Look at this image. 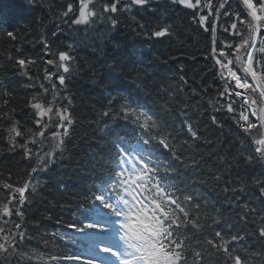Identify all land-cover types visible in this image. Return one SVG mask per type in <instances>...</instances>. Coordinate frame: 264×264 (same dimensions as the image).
Masks as SVG:
<instances>
[{
    "label": "trees",
    "instance_id": "1",
    "mask_svg": "<svg viewBox=\"0 0 264 264\" xmlns=\"http://www.w3.org/2000/svg\"><path fill=\"white\" fill-rule=\"evenodd\" d=\"M101 2L95 0L92 6L98 7ZM103 2L110 3V0ZM219 2L214 0V3ZM254 2L259 5L258 0ZM69 3L73 4L74 10L79 6L78 0H37L35 5L27 0H0V113L5 111L3 93H10L7 97L8 110L15 109L10 114L24 128L36 130L29 101L41 91L40 84L50 87L44 79V68L52 70V66L45 65L42 59L48 58L44 55V41L52 46L53 53L66 50L68 43L74 44L72 70L65 74L67 88L61 91L63 86L57 85V91L62 96L71 97L69 111L73 123L68 135L63 138V157L46 171L32 174L39 183L33 180L35 191L32 192L30 187L31 195L26 193L29 202L21 210L25 213L27 231L35 239L26 241L22 250L38 246L42 253L50 251L57 256H68L70 246L62 231L68 224L76 222L96 186L111 174L108 159L113 154L112 140L115 138L112 133L127 128L118 119L105 126L108 118L100 115L113 97L114 110L125 97L143 105L158 120L162 130L170 134L185 163L198 161L194 166L180 169L178 183L199 197L202 205L206 204L210 217L220 221L213 227L227 231V225L231 223L242 229L240 208L229 206L221 191L222 182L214 180L213 174L219 171L233 183L246 184L245 191L239 194V203L248 202L259 211L264 209V199L260 197L259 188L251 183V178L264 173V169L260 161L247 163L244 159L242 153L254 155L253 145L236 126L233 114L226 110H214L220 106L217 103L220 99L218 91L223 85L215 74L210 32L197 22L193 10L171 3V0L152 2L151 10L133 7L130 12L118 11L116 18L119 22L115 29L106 20L91 27L81 25L68 29L58 15ZM126 3L127 0H121V5ZM240 5V0H227L225 8L220 10L216 23L217 48L221 41L235 39L223 28L233 22L237 23L238 29L243 27L236 19L237 15L247 23V15ZM226 11L232 15L225 16ZM166 25L171 26V35L162 38L150 36L152 31ZM58 27L64 31L53 36ZM8 31L14 32L18 38L12 40L7 36ZM244 31L247 33L246 28ZM8 55L36 61L28 66L31 81L11 66ZM261 63L264 64V61ZM181 76L187 81L186 86ZM33 83L34 88L25 86ZM181 87L183 92L178 91ZM63 103L67 104V100ZM164 104L171 109L170 112L164 110ZM184 104L188 105L187 115L181 116L179 110ZM212 116L223 127L214 124ZM7 123V120L0 119V184L23 185L30 178L31 168L37 166V161L35 157L25 159L20 148L9 150L2 131ZM189 124L198 133L199 138L195 141L186 131ZM28 147L35 146L29 144ZM6 197L7 192L0 188V204ZM206 223L212 224V220ZM52 233L57 235L52 237ZM41 237L51 241L47 248ZM246 243L249 251H264V241L249 236ZM238 252L242 259L247 255L245 250ZM60 261L53 264H61ZM11 264L18 262L12 259ZM19 264L28 262L21 260ZM205 264H223V260L209 254Z\"/></svg>",
    "mask_w": 264,
    "mask_h": 264
},
{
    "label": "snow or ice",
    "instance_id": "2",
    "mask_svg": "<svg viewBox=\"0 0 264 264\" xmlns=\"http://www.w3.org/2000/svg\"><path fill=\"white\" fill-rule=\"evenodd\" d=\"M27 2L35 5L37 0ZM152 2L127 0L126 4L121 5V0H110V3L102 0L97 7L92 6L95 0H78L76 10L69 3L64 11L59 12L58 18L68 29L81 25L91 27L105 20L115 29L119 22L116 18L118 11L130 12L133 7L151 10ZM171 3L193 10L197 22L210 32L215 74L223 81V88L218 91L220 99L217 103L220 106L214 110L232 113V119L240 132L251 141L254 155L242 153L246 162H264V64L261 63L264 61V36L260 35L264 27V0H258L259 8L253 0H242L248 9L247 16L251 19L245 24V20L237 15L236 19L243 27L238 29L237 23L233 22L223 28L235 39L221 41L219 48L216 46V23L227 0H220L219 3H214V0H171ZM228 15L232 13L226 11L225 16ZM170 28V25L159 27L150 36L162 38L171 35ZM63 31V28L58 27L52 35H59ZM7 36L12 40L18 38L12 31H8ZM73 49L74 44L68 43L66 50L53 53L52 46L44 41V55L48 58L42 59L45 65L52 66V70L44 68V79L50 87L40 84L41 91L29 101L28 106L34 110L35 131L24 128L10 114L15 112V109L8 110L7 97L11 94L3 93L5 111L0 113V119L8 121L2 131L6 135L9 150L22 149L24 158L31 160L35 157L37 166L31 168L30 178L23 185L10 182L0 184V188L7 192L6 199L0 204V264L12 259L18 264L21 260L33 264L34 258L35 264H53L62 259L79 260L82 264H205L209 254L222 257L223 264H253V261L255 264H264V251H249L246 243L249 236L264 241V209L258 211L248 202L239 203V194L245 191L246 184L233 183L226 178L225 173L219 171L213 174L214 180L222 182L221 191L229 206L240 208L239 222L243 228L237 229L231 223L227 225V231L213 227L220 221L210 217L206 204L202 205L199 197L178 183L180 169L194 166L198 161L192 160L186 164L185 158L178 153L177 145L171 140L170 134L162 130L158 120L143 105L129 101L127 97L123 98L117 110L112 107L115 102L113 97L100 113L102 117L108 118L105 126L118 119L129 129L124 134L113 132L115 139L112 144L116 156L111 174L96 186L87 206L76 217V222L67 225L74 233L68 239L81 244L87 255L74 253L61 257L50 251L42 253L38 246L22 250L26 241L35 239L27 231L25 213L21 210L29 202L25 194L31 195L30 187L32 192L35 191V177L32 174L46 171L52 163L63 157V137L68 135V128L73 123L69 111L71 97L62 96L57 91V85L63 86L61 91L67 88L65 74L72 70L75 60L71 55ZM17 51H20L18 46ZM254 53L261 54L259 60L254 57ZM7 59L12 62V67L32 80L28 66L36 63L34 59L11 55ZM180 79L186 86L184 77ZM25 86L34 88L35 84ZM178 91L183 92V88ZM65 100L67 104L63 103ZM162 107L165 111H171L167 104ZM187 107L184 104L179 115L186 116ZM211 119L214 124L223 127L215 116ZM257 129L258 135L254 132ZM186 131L193 141L199 138L190 124ZM49 141L53 142L52 147H48ZM29 144L35 147L30 148ZM165 152L170 154L171 160L161 158ZM35 183L38 184L39 180L35 179ZM251 183L259 188L260 197L264 199V173L252 177ZM13 216L17 219L13 220ZM209 219L212 224L206 223ZM56 235L51 234L52 237ZM41 242L45 248L51 243L43 237ZM241 249L247 252L243 259L238 252Z\"/></svg>",
    "mask_w": 264,
    "mask_h": 264
},
{
    "label": "rangeland",
    "instance_id": "3",
    "mask_svg": "<svg viewBox=\"0 0 264 264\" xmlns=\"http://www.w3.org/2000/svg\"><path fill=\"white\" fill-rule=\"evenodd\" d=\"M259 14V13H258ZM33 112H34V110H33ZM51 129H49V131H50ZM254 132L258 135V133H259V130L257 129V130H254ZM47 132L45 133V135L47 136ZM52 145H53V142L52 141H49L48 142V147H52ZM6 255V254H5ZM87 254H84L83 256H86ZM72 261V263L73 264H82V262L81 261H79V260H71Z\"/></svg>",
    "mask_w": 264,
    "mask_h": 264
}]
</instances>
